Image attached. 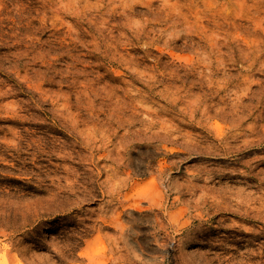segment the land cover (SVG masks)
Wrapping results in <instances>:
<instances>
[{
	"label": "rangeland",
	"instance_id": "obj_1",
	"mask_svg": "<svg viewBox=\"0 0 264 264\" xmlns=\"http://www.w3.org/2000/svg\"><path fill=\"white\" fill-rule=\"evenodd\" d=\"M0 264H264V0H0Z\"/></svg>",
	"mask_w": 264,
	"mask_h": 264
}]
</instances>
